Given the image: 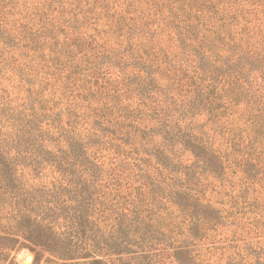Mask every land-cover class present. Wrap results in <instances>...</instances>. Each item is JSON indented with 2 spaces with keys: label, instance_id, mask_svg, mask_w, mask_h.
Listing matches in <instances>:
<instances>
[{
  "label": "trees",
  "instance_id": "1",
  "mask_svg": "<svg viewBox=\"0 0 264 264\" xmlns=\"http://www.w3.org/2000/svg\"><path fill=\"white\" fill-rule=\"evenodd\" d=\"M33 3L41 81L0 94V264L20 237L35 264H264V0Z\"/></svg>",
  "mask_w": 264,
  "mask_h": 264
},
{
  "label": "rangeland",
  "instance_id": "2",
  "mask_svg": "<svg viewBox=\"0 0 264 264\" xmlns=\"http://www.w3.org/2000/svg\"><path fill=\"white\" fill-rule=\"evenodd\" d=\"M33 1L36 0H0V94L12 91L13 95L20 93V96L28 97L27 94L41 81L44 70L37 66L41 54L33 51L29 44V38L34 34L31 28L34 27L28 17L30 13H39ZM15 99L17 103L23 101ZM20 242L24 244L20 243L12 253L19 264L43 263L46 260L48 252L44 247L22 237ZM28 255L32 256L31 263L26 261Z\"/></svg>",
  "mask_w": 264,
  "mask_h": 264
},
{
  "label": "water",
  "instance_id": "3",
  "mask_svg": "<svg viewBox=\"0 0 264 264\" xmlns=\"http://www.w3.org/2000/svg\"><path fill=\"white\" fill-rule=\"evenodd\" d=\"M30 256L31 255H28L27 257H26V261H28V260H30ZM32 262V260L30 261V263Z\"/></svg>",
  "mask_w": 264,
  "mask_h": 264
},
{
  "label": "bare ground",
  "instance_id": "4",
  "mask_svg": "<svg viewBox=\"0 0 264 264\" xmlns=\"http://www.w3.org/2000/svg\"><path fill=\"white\" fill-rule=\"evenodd\" d=\"M31 260H32V256H30V260H28L27 262L30 263Z\"/></svg>",
  "mask_w": 264,
  "mask_h": 264
}]
</instances>
